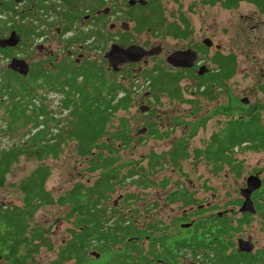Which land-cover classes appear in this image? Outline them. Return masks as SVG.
<instances>
[{
  "label": "rangeland",
  "instance_id": "374dc122",
  "mask_svg": "<svg viewBox=\"0 0 264 264\" xmlns=\"http://www.w3.org/2000/svg\"><path fill=\"white\" fill-rule=\"evenodd\" d=\"M128 1L115 0L114 19L107 21L115 24V42L121 44L123 34L131 44L146 50L160 46V52L148 57L146 63L142 60L121 65L118 72H114L103 57L107 49L105 45L104 50L98 53L93 48L86 50L89 53L85 52L88 56L85 62L101 66L107 80L122 84L129 93L128 105L112 114L104 136L94 149L103 157L108 156L105 146L110 145L116 150L115 161L111 165L114 193H108L109 199L103 205L107 217L122 214L134 220L141 230L160 224L159 227L164 229L155 231L151 240L164 236L168 243L192 234L198 237L204 230L196 228L200 223L206 230H213L211 225L215 217L225 216L227 223L235 228L242 215L239 212L243 203L240 191L245 188L246 178L258 176L264 182V150L237 148L233 154L236 162H240V174L237 175L228 169L212 173L211 166L204 159L195 157V150L203 149L210 136L219 132L231 119L258 112L264 127V0L262 7L256 3L240 2L230 9L219 3L207 5L202 0H147L151 5L146 11H141L142 15L152 13L156 18L159 11L163 25L154 32L145 30L140 33L134 30V22L127 21L130 15ZM106 6L109 7L108 4ZM134 12L138 14L139 8H134ZM121 22L129 23L128 32L122 31ZM169 25L177 28L178 36L170 33ZM105 34L111 35L108 25ZM205 39L210 40V47L203 45ZM106 41L110 43L112 35ZM100 42L99 38L98 45ZM189 49L197 53V62L192 69L182 73L178 82L181 96L173 98L169 92H154L151 80L157 74L155 68L173 72L176 68L166 62L167 56ZM219 55L235 57L233 74L228 79H207L216 71L213 58ZM202 65L209 69L206 87L196 78L197 68ZM6 82L3 79V85ZM8 86L13 89L17 85ZM35 89L40 98L35 101L43 100L55 118L66 120L67 112H60L62 94L50 87ZM9 97L2 94L0 100L7 104ZM2 115L4 110L0 109V150L25 143L29 132L24 133V130L29 126L21 128L16 125L19 127L17 133L7 134ZM65 123L57 125L58 129L55 122L49 124L51 129L47 137L50 141L52 134L67 128ZM116 132L120 133L119 137ZM176 146H182L186 158L181 155L173 163L170 153ZM17 159L0 187L1 205H20L19 184L40 166L48 168L45 188L54 199L64 195L77 182L90 185L107 174L105 170L86 171L88 159L77 155L75 141L64 142L56 157L48 156L37 161L32 154L25 153ZM174 192L183 194L189 203L171 202L169 197ZM69 211L68 203L48 205L38 209L29 220V235L40 233L46 240L43 245L38 244L37 251L31 253L26 264H49L56 260L60 248L71 239L72 231L79 230L75 228L74 219L68 218ZM184 211L188 214L185 215ZM109 220L113 221L112 218ZM182 225L190 227L183 228ZM145 237L141 236L139 243L146 249L150 241ZM243 239L252 244L250 254L258 258L252 264H264V226L260 215L250 214L249 223L242 225L241 231L233 233L230 240L233 247L229 246L227 252L237 251L238 241ZM4 251L5 245L1 244L0 252ZM93 252L96 251L88 250V258H92L88 264L102 263L108 257L105 254L93 258ZM1 255L0 264H5ZM167 259L171 264L196 262L188 251H172ZM65 264L75 263L71 260Z\"/></svg>",
  "mask_w": 264,
  "mask_h": 264
},
{
  "label": "trees",
  "instance_id": "16d2710c",
  "mask_svg": "<svg viewBox=\"0 0 264 264\" xmlns=\"http://www.w3.org/2000/svg\"><path fill=\"white\" fill-rule=\"evenodd\" d=\"M202 1L207 5L219 3L227 9L237 7L240 2L256 3L258 7H262V0ZM150 5L148 1L143 7L135 6L129 9L131 16L127 18L135 23L134 30L138 33L145 30L154 32L163 25L159 11L156 12L158 14L156 18L152 13L141 15V11H146ZM136 7L139 8V14L134 12ZM168 29L172 35H179L176 27L169 25ZM121 39V43H127L125 37ZM213 63L216 65V71L212 76L207 78L205 74L198 78L205 87L206 78L228 79L236 67L233 55H219L213 58ZM83 65L80 73L76 70L69 73L68 66L61 67L56 78L43 76L44 83L36 84V87L35 83L23 81L17 82L13 89L8 85L3 86L5 93L2 94L10 96L7 104L0 102V109L4 110L2 115L5 121L4 132L13 134L17 133V128L29 126L24 130V133L29 132V135L25 143L0 150V187L4 185L6 175L21 154L30 153L37 161H42L48 156L56 157L67 141H75L77 155L88 159L87 172L98 170L107 172L90 185L75 183L64 195L54 199L45 188L48 168L46 166L36 168L19 184L22 195L20 205L0 204V245H5V251L0 253L6 261L5 264H26L31 253L37 251L38 244H44L46 239L40 233L29 235V220H32L38 209L66 203L70 206L67 216L74 219L75 228L79 230L72 231L71 239L60 248L56 260L49 264H65L71 260L75 264H88L92 259L87 255L89 249L99 255L108 254L104 262L92 264H158L161 260L169 263L167 257H162L161 254L170 255L172 251H188L193 257H199L201 262L209 261L211 264H252L256 261L257 256L245 252H227L229 246L233 247V242L230 241L233 233L241 231L242 225L249 223L250 214H242L235 228L227 223L225 216L220 219L215 217L211 225L214 227L213 230H206L204 224L200 223L196 228L204 230L198 237L192 234L175 239L172 243H168L164 236L151 240L155 231L164 229L159 227L160 224L141 230L134 224V220L127 219L119 213L109 216L113 219L110 222L103 205L109 199L108 193H114L111 165L115 161L116 150L110 145L105 146L108 156L103 157L102 153H95L94 149L97 141L104 136L106 124L112 114L119 109H125L128 105L129 93L122 84L107 80L101 66L87 62ZM154 71L157 74L152 77L151 89L154 92H169L173 98H179L181 90L178 82L182 79V72L188 70L165 72L156 67ZM45 87L56 89L62 94L60 112H67L66 120L55 118L43 100L35 101L40 99L35 88ZM12 94L16 95L13 97ZM15 98L19 99L14 100ZM64 121L67 128L52 134L50 141L47 137L51 129L49 124L55 122L58 129L57 125ZM32 129L35 131L31 132ZM116 135L119 137L120 133L116 132ZM240 147L252 151L264 150V127L258 112L229 120L219 132L210 136L208 144L203 149L195 150V157L204 159L214 174L228 169L237 175L240 174V162H236L233 154ZM111 152L113 155L110 156ZM181 155L186 158L182 146H176L170 153L171 161L175 163ZM250 198L255 214L262 217L264 226V184L261 190L251 193ZM169 199L171 202L189 203L184 195L178 192L172 193ZM216 221L219 223H214ZM143 235L150 241L146 249L139 243ZM170 260L173 261V257H170Z\"/></svg>",
  "mask_w": 264,
  "mask_h": 264
},
{
  "label": "flooded vegetation",
  "instance_id": "af4514ba",
  "mask_svg": "<svg viewBox=\"0 0 264 264\" xmlns=\"http://www.w3.org/2000/svg\"><path fill=\"white\" fill-rule=\"evenodd\" d=\"M114 2L115 0H0V95L4 92L3 86L8 84L17 85V82L23 81L38 85L44 83L43 76L56 78L61 67L68 66L69 73L73 70L80 73L84 68L83 63L88 60L87 49L93 48V51L98 53L100 50L103 51L105 46L109 49L111 44L125 47L132 45L123 34L121 38L125 37L127 43L115 42V24L107 22L110 18L114 19ZM136 5L138 4L130 8ZM107 25L112 35L110 43L106 41L111 36L105 34ZM82 28L85 31H81ZM12 35L17 43L13 46L4 44ZM99 38L101 42L98 45ZM95 46L97 47L94 48ZM20 61H23L28 68L26 75H20L17 70L10 67ZM143 63L146 61L143 60ZM184 70L189 69H174V71ZM197 71L198 79L202 76H198ZM3 79L10 83L6 82L3 85ZM263 184L261 180V186ZM261 186L254 192L261 190ZM184 214L188 212L184 211ZM161 256L169 255L161 254ZM192 259L196 262L189 264L201 262L199 257L192 256ZM158 264L170 263L161 260Z\"/></svg>",
  "mask_w": 264,
  "mask_h": 264
},
{
  "label": "water",
  "instance_id": "95a60500",
  "mask_svg": "<svg viewBox=\"0 0 264 264\" xmlns=\"http://www.w3.org/2000/svg\"><path fill=\"white\" fill-rule=\"evenodd\" d=\"M128 4L130 7L138 4L143 7L147 4L146 0H129ZM120 28L124 31L129 30V25L127 23H122ZM16 38L12 35L8 40H5L4 44L8 46H13L17 42ZM203 45L206 47L211 46V42L208 39L203 41ZM160 46L153 47L151 49H144L137 44H132L129 46H122L119 44H111L109 49L104 53V59L107 61L108 65L114 72H118L121 65L138 63L142 60L146 61V59L150 56L156 55L160 52ZM197 60V53L194 50H185V51H176L169 54L166 58V62L171 65L173 68L180 69H190L195 65ZM12 69H15L19 72L20 75H26L28 68L23 61L19 63H14V66H10ZM208 72V69L205 66H201L198 71V76H203ZM246 103L247 101L244 100ZM144 109V108H143ZM143 132V130L141 131ZM261 186V181L258 176H249L245 180V188L241 189L240 194L243 198L242 206L239 209V212L242 214H254L255 210L253 207V203L251 201L250 195L255 190L259 189ZM219 216V215H218ZM183 228H188L190 225H182ZM253 246L249 241H238V249L237 251L250 253ZM93 258H98L100 255L96 252L91 253ZM194 264V263H192Z\"/></svg>",
  "mask_w": 264,
  "mask_h": 264
}]
</instances>
